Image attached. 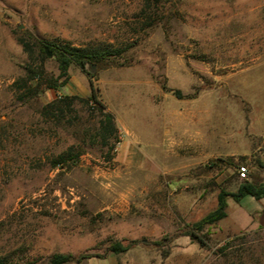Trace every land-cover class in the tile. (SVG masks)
Masks as SVG:
<instances>
[{
	"label": "rangeland",
	"instance_id": "obj_1",
	"mask_svg": "<svg viewBox=\"0 0 264 264\" xmlns=\"http://www.w3.org/2000/svg\"><path fill=\"white\" fill-rule=\"evenodd\" d=\"M142 8V0H0V256L264 264V198L228 196L226 216L202 230L206 246L186 234L220 192L264 184V0H167L164 20L148 29ZM18 39L48 52L55 40L135 44L124 64L89 63L86 73L72 65L60 91L19 103L13 83L29 56ZM44 68L58 75L52 55ZM91 83L121 141L111 161L85 145L69 168H52L78 129L55 127L40 111L60 93L89 96Z\"/></svg>",
	"mask_w": 264,
	"mask_h": 264
},
{
	"label": "trees",
	"instance_id": "obj_2",
	"mask_svg": "<svg viewBox=\"0 0 264 264\" xmlns=\"http://www.w3.org/2000/svg\"><path fill=\"white\" fill-rule=\"evenodd\" d=\"M142 1L143 8L139 14V18L142 20V29L151 28L164 20L161 8L167 0ZM18 42L23 47V51L29 56L24 76L13 83L15 93H17L16 100L19 103H27L46 89L60 91L68 82V70L72 65L77 66L82 72L86 73V66L89 63L93 65L124 64V62H119L120 59L135 44L133 42L122 47H115L113 44L106 42L88 43L83 46H73L69 42L60 40L49 42L47 45L58 69V75L55 77L45 71L46 51L41 43L33 46L29 41L23 39H18ZM35 48L38 49L36 54ZM80 113H88L89 119H95L94 123L89 125V119L83 118ZM40 115L47 119V123H51L55 127L78 129L75 132L77 144L69 146L52 158L50 160L52 168L65 166L69 168L84 153L83 147L85 145L98 146L104 152L106 161H111L116 145L121 141L115 118L99 98L97 89L93 87L92 83L90 84L89 96L81 97L60 93L42 107ZM236 165L237 168L241 166L244 168L243 163ZM228 196H231L235 201H239L246 196L260 200L264 198V184L254 185L245 181L239 185L235 193L220 192L217 206L186 232L201 246H206L208 241V237L202 234L203 228L216 224L226 216V199ZM228 243L219 251L226 250ZM111 249L113 252H119L127 248H123L120 244H114ZM90 258L92 256L88 253L77 256L70 253H56L49 257L48 264H80ZM0 264L21 263L9 257L0 256Z\"/></svg>",
	"mask_w": 264,
	"mask_h": 264
},
{
	"label": "built area",
	"instance_id": "obj_3",
	"mask_svg": "<svg viewBox=\"0 0 264 264\" xmlns=\"http://www.w3.org/2000/svg\"><path fill=\"white\" fill-rule=\"evenodd\" d=\"M239 174H240L241 177L244 178L246 176V169L245 168H240Z\"/></svg>",
	"mask_w": 264,
	"mask_h": 264
},
{
	"label": "water",
	"instance_id": "obj_4",
	"mask_svg": "<svg viewBox=\"0 0 264 264\" xmlns=\"http://www.w3.org/2000/svg\"><path fill=\"white\" fill-rule=\"evenodd\" d=\"M45 51H46L47 56L50 57L51 56V52H48L47 49H45Z\"/></svg>",
	"mask_w": 264,
	"mask_h": 264
}]
</instances>
